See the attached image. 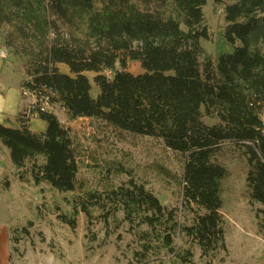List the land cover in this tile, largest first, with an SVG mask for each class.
Segmentation results:
<instances>
[{
  "label": "trees",
  "instance_id": "obj_1",
  "mask_svg": "<svg viewBox=\"0 0 264 264\" xmlns=\"http://www.w3.org/2000/svg\"><path fill=\"white\" fill-rule=\"evenodd\" d=\"M228 2L223 36L233 51L203 63L206 0H0V27L9 31L5 43L26 69L23 99L28 91L37 100L21 109L17 126L0 123V142L21 178L34 162V183L79 192L78 210L87 218L94 209L105 219L122 211L125 221L147 226L142 234L162 238L171 253L178 231L208 257L227 251L221 210L228 171L217 156L232 142L245 149L247 188L251 201L263 207L257 226L264 237V0ZM130 61L139 62L143 73L132 74ZM88 72L95 74L97 98ZM46 98L72 121L96 119L121 134L152 137L180 157L179 182L193 225L182 227L176 209L143 184L130 181L104 192L85 188L71 131L42 110ZM204 116L219 122L209 125ZM34 117L46 123L45 132L31 130ZM63 220L76 228L74 219Z\"/></svg>",
  "mask_w": 264,
  "mask_h": 264
},
{
  "label": "rangeland",
  "instance_id": "obj_2",
  "mask_svg": "<svg viewBox=\"0 0 264 264\" xmlns=\"http://www.w3.org/2000/svg\"><path fill=\"white\" fill-rule=\"evenodd\" d=\"M227 3L228 0H206L203 7L209 28L208 38L201 42L205 53L201 58L203 63L208 57L233 51L223 36ZM8 32L7 27H0V49L4 51V59L0 61L6 65L2 76L7 93L18 94L19 105L21 96L23 100L21 87L26 80V69L24 62L13 54V48L5 43ZM59 67L63 73L70 74L67 65ZM129 71L134 75L143 73L136 61L129 62ZM86 75L92 83V96L97 98L99 88L93 82L95 74ZM33 101L34 97L26 96L22 108H29ZM44 106L70 129L79 160L78 179L85 188L104 192L130 181L143 184L162 205L176 209V218L182 227L193 225L194 214L183 201L179 182L184 174V163L160 140L121 134L96 119L72 121L60 105ZM203 120L209 125L219 122L208 116ZM41 123L45 131L47 125L41 119L33 122L34 129ZM12 124L10 126L18 125L17 122ZM217 161L228 171L223 183L221 210L227 251L203 257L198 245L185 233L177 231L175 250L171 253L163 247L162 238L152 240L142 234L148 230L147 226L137 227L125 221L122 211L105 219L101 211L94 209L89 219L78 210L79 192L60 193L47 183L36 185L30 174L32 162L23 172L27 182L26 200L22 195L19 199L17 192L13 195L5 192L9 182L0 189V195H8L7 202L15 206L8 208L0 198V264H264V237L257 226V215L262 217L259 211L263 207L252 202L249 196L246 180L250 169L245 149L232 142L224 143ZM36 163L41 165L43 160ZM64 216L76 221L75 229L64 222ZM8 226H13L10 243L3 239L6 232L2 231ZM9 250V260H6Z\"/></svg>",
  "mask_w": 264,
  "mask_h": 264
},
{
  "label": "crops",
  "instance_id": "obj_3",
  "mask_svg": "<svg viewBox=\"0 0 264 264\" xmlns=\"http://www.w3.org/2000/svg\"><path fill=\"white\" fill-rule=\"evenodd\" d=\"M0 51H3V49H0ZM2 58L4 59L3 56H0V60H3ZM5 66L6 65L2 64L0 61V80H4L0 82V123L6 126H10V125H13L12 123H16V117L18 116L19 112L22 109V104L24 102V99L22 100V96H21V100L18 105V94L7 93L8 91L6 90V86H5L6 81L5 79H3V76H2V72ZM34 121H39V119L33 118L31 120L30 122L31 130L37 133L45 132L44 123H41V125H38V127L35 126V129H34L33 127ZM7 182L9 183L6 185L5 192H7L9 195H13L14 193L17 192V197L19 199H22V196H24L25 200L26 198H28L26 196V193L28 192L25 189L27 187V182L25 181L24 178H21V176L19 175V171L16 170V168L14 167L12 160H11L9 150L0 142V189L4 187V185ZM0 198H2V202L7 204L8 208L15 207L12 205V202L10 203L7 202L6 198L9 199L8 195L7 197L5 194H3L2 196L0 195ZM12 227L13 226L2 228V231L4 233L6 232L3 239L8 240L9 243H10V238H11L10 230L12 229ZM9 255H10V250H9V254L6 260H9L8 259Z\"/></svg>",
  "mask_w": 264,
  "mask_h": 264
},
{
  "label": "built area",
  "instance_id": "obj_4",
  "mask_svg": "<svg viewBox=\"0 0 264 264\" xmlns=\"http://www.w3.org/2000/svg\"><path fill=\"white\" fill-rule=\"evenodd\" d=\"M0 56H4V51H0ZM24 95H25V96H32L31 93L28 92V91H25V92H24ZM32 97H34V100H35V101H33V102H34L33 104H37V103H36L37 100H36L35 96H32ZM40 101H41V102H40V103H41V107H43L42 110H43V111L46 110V108H45L44 105L47 104L48 98H46V99H42V100H40Z\"/></svg>",
  "mask_w": 264,
  "mask_h": 264
}]
</instances>
